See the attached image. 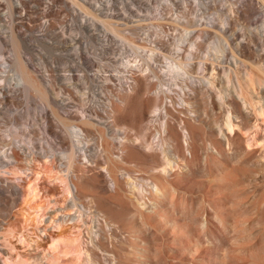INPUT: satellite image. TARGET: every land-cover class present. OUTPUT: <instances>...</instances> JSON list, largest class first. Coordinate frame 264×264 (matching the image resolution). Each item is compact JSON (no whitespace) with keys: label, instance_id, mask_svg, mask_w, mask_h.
I'll use <instances>...</instances> for the list:
<instances>
[{"label":"rangeland","instance_id":"374dc122","mask_svg":"<svg viewBox=\"0 0 264 264\" xmlns=\"http://www.w3.org/2000/svg\"><path fill=\"white\" fill-rule=\"evenodd\" d=\"M43 1V4L30 5L26 9V20L35 24V30L29 33L22 54L32 64L31 68L43 86L47 85L62 98L71 95L72 106L68 108L77 110L94 104L103 108L101 104L108 97L112 99L113 94L119 92L128 79V111L137 106L135 109H141L145 122H148L155 105L159 104V120L164 118L165 111L169 112L181 136L184 129H188L191 136L189 148L200 155L208 147V142L217 140L218 135L213 129L195 121V112L225 122L230 106L215 103L212 97L210 100L208 88L202 93L195 92L191 102H186V99L183 101L182 86L194 92L193 89L200 87L203 78L208 80L209 77L217 76L216 85L224 88L226 97H229L239 82L252 76L254 81L250 88L244 87L246 97L253 102L264 100V58L253 60L242 57L240 49L230 41L226 43L225 50L219 52L216 32H223L220 27L212 25L213 22L220 26L231 22L232 34L242 31L254 37L256 53L264 55V4L259 3L258 14H255L254 22H250L237 18V6L243 0H113L112 6L115 11L122 10L121 15H108L96 9L92 3L98 0ZM6 10V7L0 8V81L5 80L8 87L15 88V96L13 104L7 106L0 102V145L3 149L11 146L19 160L17 167L11 163L1 168L0 175L12 179L19 186H22L19 177L25 178L27 182L37 180L39 186L38 195L30 194L28 200L21 197L6 216L0 217V258L4 264H17L38 251L48 249L51 236L70 227L72 223L63 222L60 219L61 210L57 209L66 205L63 182L57 173V159L34 153L29 163L20 147L15 146L21 143L32 148L34 144L50 139L47 124L52 114V104L44 102L35 88L26 89L13 84L15 71L11 63L15 56V45L8 35L10 22ZM47 11L54 13L47 14ZM49 21L57 23V31L65 28L69 39L62 40L49 32L45 26ZM164 39L169 48L159 45ZM191 49L195 56L189 65V73L181 74L173 70V61L185 60ZM236 54L246 58L247 64L237 65L235 61H227L229 57L234 59ZM149 55H152L151 68L154 72L138 65L140 59L144 60ZM225 55L229 57L224 61ZM200 60L209 62L210 68H203L198 63ZM125 63H129L128 66ZM187 91L184 92L186 98ZM65 108L63 106L59 111L65 112ZM124 115V121L127 118V123H131L129 115ZM237 121L242 120L236 118ZM256 122V130L236 126L239 132H232L233 144L230 150L227 149L226 156H215L210 162L197 156L190 161V166L195 169V172L192 171L193 176L189 175V179L192 178L193 197L188 196V201L186 197L180 196L179 200L181 208L189 209L195 219H201L205 213L211 219L214 217V210L206 200L209 198L227 219H240L247 224L264 226V122ZM55 123L60 130L58 122ZM130 125L134 126L132 123ZM244 126L248 128L247 123ZM135 129L130 132L131 135L140 133L139 127ZM97 130L88 129L92 145L100 142ZM155 130L154 125L146 129L147 137H152ZM57 148V153H60L62 143H58ZM131 157L140 160L141 156L135 151V155L132 154L128 162L119 164L117 169H132L136 166L148 171L153 165L143 156L141 162ZM219 159L225 163L231 179L235 173L251 174V180L246 182L244 189L239 184L225 186L221 188L222 191L217 187L212 176L217 172L216 161ZM41 202L45 204L40 205ZM133 217H125L127 221L120 218L119 222L122 220L123 226H127ZM135 219V222L139 221ZM196 228L198 237L206 247L202 260L210 264H248L246 253L236 250L235 232L226 234L218 223L213 225L214 233L207 236L201 232L199 225ZM61 246L63 244L57 247ZM59 248L41 264H72V257Z\"/></svg>","mask_w":264,"mask_h":264},{"label":"bare ground","instance_id":"6f19581e","mask_svg":"<svg viewBox=\"0 0 264 264\" xmlns=\"http://www.w3.org/2000/svg\"><path fill=\"white\" fill-rule=\"evenodd\" d=\"M42 2L45 1L0 0V8L7 9L5 14L10 22L8 35L15 45V56L11 63L15 71V76L12 77L15 80L13 84L26 89L35 88L44 102L52 104V114L49 115L47 124L50 139L34 144L32 148L21 143L15 146L20 147L29 163L34 153L57 159L58 177L63 182V191L66 194V205H61L57 209L62 213L60 219L72 224L51 236L48 249L38 251L17 264H41L48 255L58 251V244H63L59 249L72 257V264H208L209 262L202 260L205 257L202 256L203 249L206 247L197 235L196 226L199 225L201 232L207 236L214 233L215 223L221 225L226 234L235 232L233 236L236 250L246 253L248 264H262L264 262V226L247 224L240 219H227L209 198L206 200L214 210V217L211 219L205 213L201 219L197 220L190 215L189 209H186L187 212L181 208L179 200L180 196L187 198L193 195L191 191L193 184L190 181L192 178L189 179V175L193 176L192 171L195 172V169L190 166L191 160L202 156V160L210 162L215 156H226L227 149L232 148V132H239L236 126L256 130L258 128L256 121L264 122V100L253 102L244 92V87L250 88L252 80L254 81L253 77H245L244 81L239 82L229 97H226L224 88L216 85L217 76L209 77L208 80L203 78L200 87L193 89L194 92L187 91L186 87L182 86L183 101L186 99L188 100L186 102H191L195 92L202 93L208 88L207 94L210 100L212 97L213 102L230 106L225 122L219 121L214 116L207 117L200 112H195V121L213 129L218 135V139L209 141L208 147L199 155L189 148L191 136L188 129L185 128L181 136L169 112L165 111L164 118L159 120V112H157L161 108L159 104L155 105L154 113L148 122H145L143 111L135 109L137 106L133 108L135 110L128 111L127 89L130 86L128 79L125 86L113 94L112 99L108 97L106 102L101 104L103 108L97 104L92 107L85 105L77 110L68 108L67 106H72L71 95L62 98L59 97L60 95H55L47 85L43 86L44 84L40 83L35 76L31 68L32 64L25 60L22 54L29 33L35 30V24L26 20V9L30 5L38 6ZM112 3L113 0H98L92 5L108 15L123 14L122 10L115 11ZM259 3L263 5L264 0H243L237 6V18L254 22L255 14L260 9ZM53 13L54 11H47V14ZM212 25L220 27L219 29L223 32L222 34L216 32L218 39L216 46L219 52L225 50L226 43L230 41L233 45H237L242 57L246 56L253 60L264 58V55L256 53L253 45L254 37L242 31H235L232 34L231 22L222 26L213 22ZM45 26L58 38L69 39L65 28L55 30L56 22L49 21ZM184 37L185 35L182 36ZM159 45L169 48L165 39ZM237 55L239 54H236L234 59L225 55L224 61L229 57L227 59L229 62L235 61L237 65L247 64L246 58ZM194 56L195 52L191 49L186 54L185 60L173 61L171 68L181 74H188L189 65ZM151 58L152 55H149L144 60L140 59L138 65L146 66V69L154 72L151 68ZM198 63L206 70L211 66L206 60H200ZM128 64L125 63L126 66ZM5 82V80L0 81V102L8 106L14 103L15 88L8 87ZM185 91L188 93L187 98ZM63 106L66 107V111H59V108ZM124 114L129 115V121L134 124L133 127L131 123H127V118L124 121ZM236 118L242 121L236 122ZM55 121L61 127L60 130L57 129ZM245 121L248 128L244 126ZM153 125L156 130L149 138L146 129ZM136 127L141 129L140 133L136 131L137 134L131 135L130 132L136 130ZM90 128L98 129L100 138L98 144L92 145L88 136ZM15 139L14 135L13 140ZM58 143L63 145L62 150H59L60 153H57ZM182 148L183 151H181ZM134 150L138 156H141L140 160L137 157L131 158L140 162L142 156L143 159H149L153 162L150 169L147 171L134 165L135 168L132 166V169H117L119 164L128 162L130 156L135 155ZM18 158L11 146L3 149L0 145V169L11 163L17 167ZM216 162L218 169L212 176V180H215L214 183L217 182V187L221 191V188L225 186L231 187L237 184L242 185L244 189L246 182L251 180V174L246 172L239 173L240 175L235 173L231 179L226 172L225 163L220 159ZM147 172L149 174L145 176ZM19 179L22 186L0 175V217L6 216L21 197L28 200L30 194L38 195L37 180L27 182L25 178L19 177ZM43 203L41 202L40 205ZM127 216H134L133 219L138 216L135 220L139 221L135 222L132 219L130 222L129 219L127 222L129 224L123 226L122 220L121 223L119 220ZM73 224L75 228L72 227ZM0 264H4L1 258ZM5 264L8 263L5 262Z\"/></svg>","mask_w":264,"mask_h":264}]
</instances>
